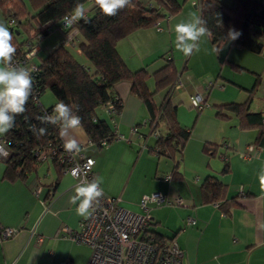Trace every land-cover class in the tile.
I'll return each instance as SVG.
<instances>
[{
  "label": "crops",
  "instance_id": "obj_1",
  "mask_svg": "<svg viewBox=\"0 0 264 264\" xmlns=\"http://www.w3.org/2000/svg\"><path fill=\"white\" fill-rule=\"evenodd\" d=\"M179 1L182 7L176 14L162 18L154 26L132 31L118 40L117 49L128 68L145 67L150 73L164 63L163 53H172L178 75L167 96L175 105L178 123L190 130L182 151L175 157L150 151L167 125L160 121L154 131L149 125L148 110L132 94L129 80H120L113 87L122 101L118 113H110L104 107L98 110L116 134L112 141L98 146L82 127L60 137L65 142L75 139L81 152L94 159L92 172L100 179L105 195L118 198L123 207L144 212L140 204L144 195L160 192L168 197L170 202L166 204L147 202L149 230L175 240L182 250L181 264H264V189L259 182L264 169V147L253 145L255 129H240L233 114L226 119L215 114V104L242 102L239 100L247 97L242 96L253 86L255 73H260L261 81V72L250 67V63L245 64L258 56L242 48L229 51V60L252 73L247 77L227 63H219L208 36L201 38L199 52L185 56L177 51L175 25L199 15L195 3L193 8L190 1ZM24 2L28 6V1ZM84 9V15H89L90 7ZM81 40L77 31L71 43L66 44L76 58L82 55L78 48ZM40 44L35 47L39 60L44 57L40 55ZM31 58L32 63L39 62ZM80 62L90 66L85 57ZM147 83L152 88V77ZM41 94L39 100L45 106ZM197 94L202 98L201 108L192 104V97ZM161 98L162 92L155 95L158 103ZM208 142L219 144L215 153L204 151ZM4 167L0 156V226L18 231L0 239V264H86L90 248L72 240L63 230L67 227L75 232L84 217L77 214V204L71 200L77 186L72 176L65 170L58 176L53 163L42 160L24 178L9 181L2 179ZM207 175L226 184L230 202L227 211L217 203L202 202L200 186ZM54 187L53 195L47 197V190ZM235 197L236 202L230 201ZM177 198L180 203L175 201Z\"/></svg>",
  "mask_w": 264,
  "mask_h": 264
},
{
  "label": "trees",
  "instance_id": "obj_2",
  "mask_svg": "<svg viewBox=\"0 0 264 264\" xmlns=\"http://www.w3.org/2000/svg\"><path fill=\"white\" fill-rule=\"evenodd\" d=\"M91 3L90 15L83 19L75 18L74 8L77 3ZM198 14L207 21L211 32L209 41L215 46L219 63L228 64L234 70L246 69L228 59L232 48L246 49L253 54L264 51V2L262 0H197ZM29 6V7H28ZM0 0V12L7 27L13 33V43L17 49L13 60H21L26 51L36 45L54 29H61L62 37L53 49L40 58L36 68L31 70L34 77L33 92L26 105L27 111L16 118V126L3 135L9 150L5 157L2 179L13 181L24 178L36 170L42 160L35 155V149L44 150L49 155L44 161H51L58 176L68 166L59 159V128L51 123H42L39 119L44 114L52 115L55 105L63 101L73 107L82 117V128L88 138L98 146L101 142L112 141L116 134L110 123L102 118L98 110L113 104L118 113L122 107L121 99L113 92L114 85L120 80H129L131 92L146 106L150 126L154 131L160 121L167 125L164 134L158 135L149 147L156 155L165 154L175 157L182 151L190 130L181 126L175 117V105L167 96L171 84L178 75V67L172 53L162 54L164 63L151 73L145 67L131 70L125 64L117 49L119 39L139 28L151 27L162 18L176 14L182 7L179 0H131V4L120 10L115 16H105L99 10L96 0ZM70 15L73 24L63 28L61 20ZM13 23H9V19ZM235 28L242 35L235 41L226 39L228 30ZM75 29L82 36L78 44L80 53L88 60L90 66L82 64L67 47L64 35ZM76 33L75 36L76 37ZM253 86L247 90L244 101H231L215 104L218 118H229L233 114L238 119L240 129H255L253 145L264 147V110H253L251 103L260 81V73H255ZM152 77L153 87L147 79ZM49 90L55 98L50 106H44L39 96ZM162 92L158 103L155 95ZM34 96L38 99L34 100ZM107 111V110H106ZM112 113V112H110ZM45 128L46 134L37 136L33 129ZM218 143L204 144V151L213 154ZM226 159L225 155H222ZM178 165V164H177ZM227 170V163L222 171ZM176 171V169H174ZM59 178V177H58ZM57 178L56 182L57 183ZM56 185V184H55ZM54 186V185H53ZM54 188L48 189L47 197L53 195ZM51 191V192H50ZM201 199L204 203H217L227 211L229 201L226 198V184L214 175H207L200 186ZM235 197L230 201L236 202ZM151 230V229H150ZM149 230V231H150ZM154 239L164 241L167 238L151 230Z\"/></svg>",
  "mask_w": 264,
  "mask_h": 264
},
{
  "label": "built area",
  "instance_id": "obj_3",
  "mask_svg": "<svg viewBox=\"0 0 264 264\" xmlns=\"http://www.w3.org/2000/svg\"><path fill=\"white\" fill-rule=\"evenodd\" d=\"M8 22L13 23V19L10 18ZM65 24L69 25L67 27L72 26V16L63 17L61 26L67 28ZM75 33L76 31L72 29L64 35L63 39L66 44L71 43ZM33 47L26 51L21 60H13V63L25 67L29 71L34 70L36 64L30 61V58L36 54ZM33 98L34 100L38 99L36 96ZM192 104L198 108L202 107L200 95L192 97ZM106 110L115 112L113 104H108ZM64 144L65 141L59 146V159L67 162L68 166L64 170L72 176L76 185L96 179L92 172L94 159L84 155L81 152V146L79 152L70 153L65 150ZM101 144L104 145L107 142L103 140ZM0 146H3L0 156L5 159L6 156L3 153L5 151L9 153V150L4 136L0 137ZM34 153L40 160L49 158L44 150L36 148ZM73 172L76 173L75 176H73ZM37 191L39 188H36ZM150 201L157 204L170 202L165 194L152 192L141 198L140 204L144 208V212H135L123 207L118 198L104 193L98 203L93 202L90 214L80 219L78 230L71 232L67 227H64L63 230L72 240L86 244L90 248L86 264H181L182 250L175 240H156L149 231L151 216L147 211V202ZM175 201L181 202L178 198ZM189 221L192 222V220ZM17 231L13 227L0 226V239L8 238ZM38 241H41V236L38 237Z\"/></svg>",
  "mask_w": 264,
  "mask_h": 264
},
{
  "label": "clouds",
  "instance_id": "obj_4",
  "mask_svg": "<svg viewBox=\"0 0 264 264\" xmlns=\"http://www.w3.org/2000/svg\"><path fill=\"white\" fill-rule=\"evenodd\" d=\"M99 10L105 16H115L117 13L131 4V0H96ZM75 18L83 19L85 9L82 4L77 3L74 8ZM69 26L65 24V27ZM175 48L185 56L200 51L201 38L211 35L207 27V21L200 15H193L187 22L181 21L175 25ZM242 35V32L230 28L226 39L235 41ZM16 47L13 43V33L0 22V136L10 132L16 126V118L27 111L26 105L33 92L34 77L25 68L13 63L16 54ZM52 115L44 114L39 117L42 123H51L59 128L62 138L69 136L70 131L82 127V117L73 111V107L58 102L53 108ZM39 137L46 134L45 128L33 129ZM3 146H0L2 150ZM68 152H79L80 145L75 139H68L64 144ZM4 156H7L5 151ZM76 173L73 172V176ZM261 188L264 189V169L259 174ZM104 195L99 178L92 181H85L75 187V195L71 197L74 204H77L76 212L80 216H88L92 209L93 202H99Z\"/></svg>",
  "mask_w": 264,
  "mask_h": 264
},
{
  "label": "rangeland",
  "instance_id": "obj_5",
  "mask_svg": "<svg viewBox=\"0 0 264 264\" xmlns=\"http://www.w3.org/2000/svg\"><path fill=\"white\" fill-rule=\"evenodd\" d=\"M28 1V0H27ZM188 1H190V4L192 5V7L194 8L195 6H194V3L196 4V2H197V0H195L194 2L192 1V0H188ZM228 1V0H227ZM83 7L84 8H89V7H91V3L90 2H86V3H84L83 4ZM92 14V11L90 10V15ZM0 22H3V23H5V25L7 26V24H6V22L4 21V19H3V16H2V14H1V12H0ZM75 30V29H74ZM76 31V30H75ZM61 35H62V31H61V29H54V30H52L48 35H46L45 36V38L43 39V40H41V41H39V42H41V44H40V46H41V50H40V55L41 56H45L46 55V51H48V53L53 49V46L59 41V38L61 37ZM66 35V34H65ZM73 35V34H72ZM38 42V43H39ZM67 46H70V45H67ZM35 47H36V45H34V47H33V49H35ZM72 48V47H71ZM73 49V48H72ZM76 55V54H75ZM255 56H258L257 57V59H255V60H250V61H248L247 63L245 62V64L247 65V66H250V67H253L254 69H258V71L259 72H261V81H260V84L258 85V87H257V90H256V92H255V94H254V96H253V99H252V103H251V108L254 110H256V109H264V51H262V53L261 54H254ZM78 56V55H77ZM33 61L35 60V61H39V58H38V56H36V55H34V56H32V58H31ZM77 59L80 61V59L81 60H84V57L81 55V56H78L77 57ZM87 60V59H86ZM88 61V60H87ZM31 63H32V61H31ZM244 63V62H243ZM249 63H250V65H249ZM30 64V63H29ZM28 64V65H29ZM180 64V67H181V63H179ZM227 69H228V67H227ZM226 69V67H225V69H224V71H226L227 70ZM234 70V69H233ZM236 72H240V71H242L243 73V75L244 76H252V73H249V71L248 70H245V69H243V70H240V71H238V70H235ZM252 71V70H251ZM227 72H229V71H227ZM229 75H231L230 73H229ZM246 80V79H245ZM152 83H153V80H152ZM151 87H153V86H151ZM247 93L246 92H244L243 93V95L244 96H242V97H245V96H247L246 95ZM41 99H42V101H43V103L45 104V106H50V105H52L54 102H55V100H54V98H53V95H52V93L49 91V90H46V91H44L42 94H41ZM246 98V97H245ZM244 98V99H245ZM242 100H239V101H243L244 99L243 98H241ZM217 156L219 157V154H217Z\"/></svg>",
  "mask_w": 264,
  "mask_h": 264
},
{
  "label": "water",
  "instance_id": "obj_6",
  "mask_svg": "<svg viewBox=\"0 0 264 264\" xmlns=\"http://www.w3.org/2000/svg\"><path fill=\"white\" fill-rule=\"evenodd\" d=\"M9 29H10V30H13V28H12V27H10Z\"/></svg>",
  "mask_w": 264,
  "mask_h": 264
}]
</instances>
